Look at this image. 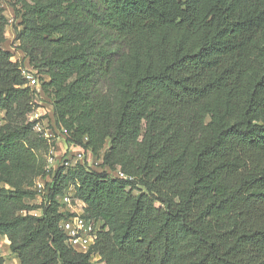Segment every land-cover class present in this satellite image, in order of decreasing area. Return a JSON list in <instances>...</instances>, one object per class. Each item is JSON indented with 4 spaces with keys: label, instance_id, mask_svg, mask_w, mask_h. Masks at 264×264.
<instances>
[{
    "label": "trees",
    "instance_id": "1",
    "mask_svg": "<svg viewBox=\"0 0 264 264\" xmlns=\"http://www.w3.org/2000/svg\"><path fill=\"white\" fill-rule=\"evenodd\" d=\"M12 7L15 61L0 4V239L16 264H264V0ZM41 100L84 158L43 170L46 193L30 206L38 192L11 170L44 143L28 120ZM70 186L96 225L86 252L60 225Z\"/></svg>",
    "mask_w": 264,
    "mask_h": 264
},
{
    "label": "built area",
    "instance_id": "2",
    "mask_svg": "<svg viewBox=\"0 0 264 264\" xmlns=\"http://www.w3.org/2000/svg\"><path fill=\"white\" fill-rule=\"evenodd\" d=\"M21 74L26 80V85L31 88L32 91L38 93L41 91L39 85L38 77L35 71L26 64L20 67ZM28 120L33 122V130L38 133L46 141L51 138L64 140V134L66 129L62 126L59 127L53 116L52 110L48 104L43 101L36 102L32 106L31 111L28 114ZM2 124V112L0 111V125ZM64 151L61 155L66 156V160L63 162L64 165L69 166L71 164L75 165L77 162L82 161L84 158V150L80 147L70 145L67 146L64 143ZM61 157L58 154L47 155L48 169L54 168ZM102 161V158L98 160ZM117 175L119 177H126L121 171L117 170ZM35 189L38 192V196L46 193L44 180L38 178L35 182ZM60 202L64 204L65 209L70 212V215L62 219L60 222L61 228L65 232L68 238V242L76 250L81 252H86L90 246L93 244L96 238V225L93 220H88L82 216L83 213V203L73 196L72 186L65 191L60 198ZM40 209L34 210L31 213L33 215L40 214ZM92 260H95L99 264H103L99 261L97 256H94ZM96 262H94L96 264ZM93 263V264H94Z\"/></svg>",
    "mask_w": 264,
    "mask_h": 264
},
{
    "label": "rangeland",
    "instance_id": "3",
    "mask_svg": "<svg viewBox=\"0 0 264 264\" xmlns=\"http://www.w3.org/2000/svg\"><path fill=\"white\" fill-rule=\"evenodd\" d=\"M25 2L30 3V0H24ZM0 4L4 8V14L8 16V24L5 26L4 34H5V42L3 43V47L8 50H13L12 52V58L11 60L15 61L17 60V57L20 55L19 52H17V47L14 44V26L20 28V23L18 22V19H15L13 17V9L12 7V0H0ZM21 5L22 2L15 5V10L21 11ZM19 54H17V53ZM44 103V100H43ZM11 119H5L3 124L11 123ZM13 123V122H12ZM35 132V131H34ZM35 137L37 139L42 138V135L40 136L38 133L35 132ZM42 146L35 148L34 153L36 154V160L35 163L31 165H23V166H16L13 165L12 167V177L13 182L17 185H20L24 189L32 190L35 189V183L37 178L41 175L42 171L48 168L47 164V155L49 154H58L60 156L64 151V145L61 139L51 138L49 141L44 140V143H41ZM89 158V157H88ZM90 160V158H89ZM94 160V159H93ZM66 166V165H65ZM93 166H96L95 164ZM71 164L69 166H66V169L70 168ZM98 167V165L96 166ZM65 169V170H66ZM0 186H6L3 182H0ZM140 185H135L132 192L137 193L138 191H142L143 188ZM8 187V186H6ZM30 206H37L40 204L42 197L36 196L32 198H26L24 199ZM40 212V211H39ZM9 242L6 238L0 239V256L3 257L5 264H16V259L13 257V254L9 251L8 248ZM96 262L95 260H92V263ZM95 264V263H94ZM96 264H99L96 262Z\"/></svg>",
    "mask_w": 264,
    "mask_h": 264
},
{
    "label": "crops",
    "instance_id": "4",
    "mask_svg": "<svg viewBox=\"0 0 264 264\" xmlns=\"http://www.w3.org/2000/svg\"><path fill=\"white\" fill-rule=\"evenodd\" d=\"M6 16V15H5ZM7 18H8V16H6ZM8 49H10V48H8ZM12 52H14L13 50H11ZM18 54V53H17Z\"/></svg>",
    "mask_w": 264,
    "mask_h": 264
}]
</instances>
